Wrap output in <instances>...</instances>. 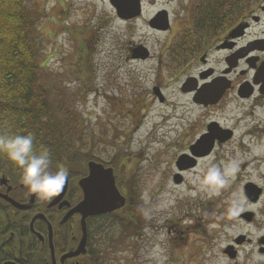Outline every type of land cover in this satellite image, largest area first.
<instances>
[{
  "label": "rangeland",
  "instance_id": "1",
  "mask_svg": "<svg viewBox=\"0 0 264 264\" xmlns=\"http://www.w3.org/2000/svg\"><path fill=\"white\" fill-rule=\"evenodd\" d=\"M23 1L35 27L47 99L75 114L82 123L79 127L72 120L79 151L105 164L116 162L118 176L132 183L139 204L130 229L111 216L90 223L93 236L116 239L106 264H194L193 252L198 264H252L256 254L264 257L257 245L264 235V105L247 103L231 116L233 123L239 121L235 137L211 159L221 167L235 161L238 170L227 187L217 195L193 184L197 169L206 168L209 160L176 184L175 162L188 141L178 130L195 112L181 108L175 79L168 70H157L155 58L131 62L127 56L138 43L155 57L161 52L162 36L145 26L160 1L144 0L141 19L133 22L117 18L108 0ZM157 84L164 88L165 105L152 96ZM247 183L262 190L258 202L246 199ZM116 188L124 196L117 181ZM233 195L246 201L235 216L228 211ZM243 213H252V220L241 219ZM166 236H188V241L172 247ZM238 236L249 242L232 260L222 251Z\"/></svg>",
  "mask_w": 264,
  "mask_h": 264
},
{
  "label": "flooded vegetation",
  "instance_id": "2",
  "mask_svg": "<svg viewBox=\"0 0 264 264\" xmlns=\"http://www.w3.org/2000/svg\"><path fill=\"white\" fill-rule=\"evenodd\" d=\"M145 1H160V8L145 20V26L162 36L161 52L155 57L138 43L128 48L127 56L131 62L155 58L157 70L166 69L170 79H175L181 108L195 112L194 119L178 130L180 139L188 140L176 159H180L176 169L181 184V175L212 159L234 139L239 121L233 123L231 116L247 103L252 108L264 105V0ZM160 12L165 13L161 27L153 21ZM138 19L141 15L127 22ZM141 47L146 49L145 60L140 58L145 53ZM163 92L161 84L151 89L160 105L167 103ZM78 180L74 184L68 178L65 195L50 206L59 193L40 200L20 183L19 171L0 162V264H106L112 250L108 247L116 239L93 236L89 225L111 214L86 219V236H82L78 214L65 219L82 199ZM171 237L166 236V241L172 247L178 240L188 241V236ZM248 242L244 237L232 260L238 259L239 248ZM193 255L190 262L198 264Z\"/></svg>",
  "mask_w": 264,
  "mask_h": 264
},
{
  "label": "trees",
  "instance_id": "3",
  "mask_svg": "<svg viewBox=\"0 0 264 264\" xmlns=\"http://www.w3.org/2000/svg\"><path fill=\"white\" fill-rule=\"evenodd\" d=\"M35 37V27L24 1L0 0V132L8 135L33 133L36 148L42 145L51 152L52 170L58 165L67 168L68 178L75 184L84 176L87 161H100L81 153L73 141L72 120L79 127L81 121L65 107H58L47 99L40 84L41 67ZM0 162L18 171L5 157H0ZM106 166L113 168L117 187L126 198L125 207L111 217L123 228L130 229L137 218L134 213L140 210L132 195V183L118 176L116 162Z\"/></svg>",
  "mask_w": 264,
  "mask_h": 264
},
{
  "label": "clouds",
  "instance_id": "4",
  "mask_svg": "<svg viewBox=\"0 0 264 264\" xmlns=\"http://www.w3.org/2000/svg\"><path fill=\"white\" fill-rule=\"evenodd\" d=\"M0 155L18 169L20 183L40 200L58 194L68 180V169L58 165L52 170L51 152L42 145L37 149L35 136L31 132L16 135L0 132ZM237 170L235 161H229L221 167L212 163L210 158L206 168L197 169L192 182L200 191H214L218 195L220 189L229 185ZM191 194L195 196L196 192ZM245 204L246 201L233 195L228 211L235 216L243 210ZM261 259L264 257L256 254L252 264Z\"/></svg>",
  "mask_w": 264,
  "mask_h": 264
},
{
  "label": "water",
  "instance_id": "5",
  "mask_svg": "<svg viewBox=\"0 0 264 264\" xmlns=\"http://www.w3.org/2000/svg\"><path fill=\"white\" fill-rule=\"evenodd\" d=\"M108 1L114 8L117 18L121 20H131L139 17L141 14L140 0ZM163 14L165 13H158L153 20L154 22L159 23L158 26L163 23ZM141 48L145 51V53L143 52V54L140 55V58L145 60L147 58L146 49L144 47ZM132 58H134L133 55ZM153 93L157 96L158 89L154 88ZM179 162L180 159L176 162V168L179 166ZM86 167L87 175L79 179L77 183L82 193V199L65 216V219L73 214H78L81 217L82 236H86V219L119 211L126 204L125 197L122 196L116 188L113 169L106 168L102 164L94 161H89ZM174 182L176 184L181 182L178 174L174 176ZM66 189L67 181L50 206L56 204L65 195ZM261 194L262 190L252 183H247L244 186V195L251 203H256ZM63 204L68 206L67 203ZM252 217V213H243L240 215V218L246 222H250ZM243 240L244 236H238L234 239V244L240 245ZM258 245L260 246L258 252L260 254H264V235L258 239ZM75 253L79 252L77 251ZM224 254H226L230 259H234L236 256L234 246L228 245L224 250Z\"/></svg>",
  "mask_w": 264,
  "mask_h": 264
},
{
  "label": "bare ground",
  "instance_id": "6",
  "mask_svg": "<svg viewBox=\"0 0 264 264\" xmlns=\"http://www.w3.org/2000/svg\"><path fill=\"white\" fill-rule=\"evenodd\" d=\"M252 160H253V159H252ZM252 160L250 159V160H248L247 162H251Z\"/></svg>",
  "mask_w": 264,
  "mask_h": 264
}]
</instances>
